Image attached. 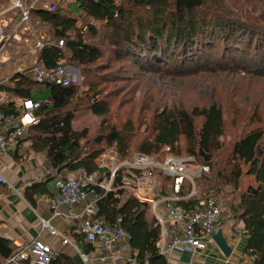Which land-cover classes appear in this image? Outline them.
Wrapping results in <instances>:
<instances>
[{"label":"trees","instance_id":"obj_1","mask_svg":"<svg viewBox=\"0 0 264 264\" xmlns=\"http://www.w3.org/2000/svg\"><path fill=\"white\" fill-rule=\"evenodd\" d=\"M75 4L77 15L61 5L54 12L42 8L29 10V16L47 25L56 41L63 40L61 49L55 45L42 48L39 59L45 68L62 62L89 71L102 57L94 44L99 37L115 52L109 62L97 67L99 71L121 60L150 65L153 70L156 66H169L171 61L173 66H196L194 60L199 56L220 51L216 57L225 61L224 67L221 65L224 70L264 77V0H75ZM65 52L69 55L65 56ZM243 59L246 63L241 62ZM196 67L190 70H215L206 69L205 64ZM10 82L13 87H0V94L13 93L21 100L31 98L34 88L49 89L45 99L49 104L37 112L39 122L27 127L26 140L34 153L45 155L46 163L54 171L93 173L97 170L95 160L103 150L91 147L102 142L105 148L116 146L122 159H130L134 154L129 155V142L134 137L132 123L127 121L117 128L105 122L110 108L97 97L100 92L96 85L88 90H80L77 85L59 87L22 74H15ZM83 106L103 119L97 135L89 136L86 130L72 128L74 114ZM17 112L14 103L0 104L4 116ZM223 114L221 107L212 102L191 109L165 108L154 117L152 133L136 145V153L162 159L163 149L169 148L174 156H189L207 166L209 173L195 181L198 196L202 197L217 194L226 186L238 190L242 179L248 177L253 184L238 193V200L229 205L230 219L243 224L244 254L253 258L252 264H264V129L239 136L226 156L220 142L226 128ZM160 179L158 192L164 197L173 180L165 176ZM43 194H48L46 184L39 183L27 188L24 195L34 206V198ZM89 197H99L96 217L117 224L129 235L136 264H166L156 247L160 229L149 205L123 189L103 194L94 188ZM195 202L193 199L192 203ZM13 249L11 241L0 238V264ZM50 264L74 263L58 254Z\"/></svg>","mask_w":264,"mask_h":264},{"label":"built area","instance_id":"obj_2","mask_svg":"<svg viewBox=\"0 0 264 264\" xmlns=\"http://www.w3.org/2000/svg\"><path fill=\"white\" fill-rule=\"evenodd\" d=\"M10 1L12 7L21 11V23H29V10L34 4L23 8L19 0ZM56 9L55 4L47 7L49 12ZM3 41L5 38L0 31V43ZM52 44L59 49L63 48V40L44 44L38 42L37 46ZM68 55L65 52V56ZM79 73L78 69L63 65L62 62L56 67L45 68L38 60L22 74L38 82L69 87L80 83ZM47 104L46 100L28 98L20 101L16 115L4 116L0 113V155L18 144L21 128L39 122L37 112ZM163 153L162 159L139 153L130 159H122L117 150L108 149L97 157V170L93 173L79 172L74 178L56 173L54 189L57 197L50 199V209L56 214L59 206H67V218L76 223L77 231L84 236L86 243H99L108 252L119 244L129 245L130 237L117 224L111 225L96 217V202L99 197L91 199L89 194L94 188L102 190L103 194L126 190L134 199L149 205L150 214L160 229L156 244L159 255L164 257L172 252H187L193 257L203 252L212 240L222 209L214 194L198 196L195 181L208 170L207 166L198 164L189 156H174L169 148H164ZM161 176L173 180L169 194L164 197H160L158 190L156 191ZM117 181L119 183L115 186ZM0 183L6 184L1 175ZM193 199H196L195 203H192ZM120 221L118 218L117 222ZM50 230L52 235H59L55 230ZM236 232L238 236L241 235L240 230L236 229ZM62 243L67 244L68 240L62 237ZM13 246V251L3 264H50L55 256L48 244L37 240L27 245L13 242ZM80 257L85 263L90 261L88 253L80 252ZM105 257L103 255L100 261H104ZM252 261L251 259L246 264H252ZM129 263L136 264V255L129 259ZM189 264L198 263L193 260Z\"/></svg>","mask_w":264,"mask_h":264},{"label":"crops","instance_id":"obj_3","mask_svg":"<svg viewBox=\"0 0 264 264\" xmlns=\"http://www.w3.org/2000/svg\"><path fill=\"white\" fill-rule=\"evenodd\" d=\"M19 1L23 8H29L34 4L31 10L37 8L47 10L50 4H55L58 9L65 2L66 9H69V0ZM21 16V11L12 7L10 0H0V31L5 38V41L0 43V87H13L11 77L22 74L40 60V52L45 45L38 47V42L44 44L56 41L49 27L36 17L29 16L31 29L28 32L21 23ZM31 21L37 30H34ZM30 95L31 99L45 100L49 95V89L47 86H40L32 89ZM20 101L21 99L13 93L0 94V104L14 103L18 108ZM27 127L21 128L18 144L0 155V175L6 181V184L0 183V238L22 245H27L33 240L40 241L48 244L55 255H65L74 264H130L129 259L136 253L129 245L119 244L108 252L104 251L101 244L86 243L77 233L76 223L67 218V206L61 205L57 213H53L49 201L57 197L54 175L58 172L46 163L44 154L32 151L26 140ZM79 172L60 174L74 178ZM39 183L46 184L48 194L35 197V205L32 206L24 194L27 188ZM232 226L240 230L241 235L233 232ZM50 229L59 235H52ZM242 230V223L236 224L232 220L225 222L219 219L215 233L221 232L230 247L231 251L227 257L221 253L212 238L203 252L193 257L187 252H172L164 256L165 263L189 264L195 260L198 264H246L253 258L243 252L246 238L242 235ZM62 237L68 240L67 244L62 243ZM80 252L88 253L90 261L83 262ZM103 255H106V259L100 261Z\"/></svg>","mask_w":264,"mask_h":264},{"label":"rangeland","instance_id":"obj_4","mask_svg":"<svg viewBox=\"0 0 264 264\" xmlns=\"http://www.w3.org/2000/svg\"><path fill=\"white\" fill-rule=\"evenodd\" d=\"M65 3L61 5V8L66 10ZM68 3L69 10L77 15L79 11L75 0H69ZM31 24L34 30H37L32 21ZM23 26L30 32L29 23L23 22ZM94 44L102 52V57L91 66L89 71L76 68L81 77L77 87L80 90H88L90 86L95 85L99 88L100 93L97 97L104 99L110 108L106 123L113 124L117 128H121L127 121L132 123L134 137L129 142V155L138 154L136 145L141 139L151 135L154 117L165 108L191 109L210 102L217 103L223 110L226 124L225 134L220 139L223 154L226 156L233 141L239 136L252 130L264 129V77L255 78L245 72L224 70L225 61L219 56L216 57L220 51L203 57L199 56L194 60L196 66L205 64L206 69L215 68L208 73H203L201 70L192 72L197 68L196 66H179V64L173 66V61L168 62L169 66H156L153 70L149 68L150 65L141 66L131 60L113 62L110 68L99 71L97 67L109 62L115 52L108 48L99 37L95 38ZM241 62L246 63L245 59ZM67 66L73 68L72 65ZM190 68L193 69L190 70ZM102 123L101 117L93 115L83 106L75 112L72 128L76 131L86 130L89 136H94L101 131ZM180 144L184 147L183 140ZM91 148L103 150L101 153L108 149L117 150L116 146L105 148L104 142L93 145ZM209 171L208 168L204 174ZM157 183L161 185V179ZM250 184H253L252 181L245 177L238 190L226 186L214 194L218 197L222 209L220 220L225 222L231 220L229 205L236 202L238 193L244 192ZM159 185L156 191L159 190ZM232 228L233 232H236V227L232 226Z\"/></svg>","mask_w":264,"mask_h":264},{"label":"water","instance_id":"obj_5","mask_svg":"<svg viewBox=\"0 0 264 264\" xmlns=\"http://www.w3.org/2000/svg\"><path fill=\"white\" fill-rule=\"evenodd\" d=\"M213 241L224 256L227 257L230 254L231 249L227 245L226 240L222 236L221 232H217L213 235Z\"/></svg>","mask_w":264,"mask_h":264}]
</instances>
